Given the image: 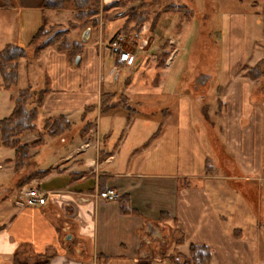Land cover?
<instances>
[{"label":"crops","instance_id":"crops-1","mask_svg":"<svg viewBox=\"0 0 264 264\" xmlns=\"http://www.w3.org/2000/svg\"><path fill=\"white\" fill-rule=\"evenodd\" d=\"M102 1L104 5H110L120 0ZM42 5L43 0H14L13 8L8 9L0 0V52L8 45L18 46L15 40L19 35V20L25 16L24 13H33L34 18H39L42 25L43 16H45ZM159 22L148 36L149 41L153 40L149 45L154 46L157 41L170 40L166 29H159ZM90 39L91 34L83 43L81 53L83 57L78 61L83 64L87 58L93 60V84L87 89L88 94L75 96L73 93H67L75 87L74 71L71 70V76L69 74V66L73 61L71 58L53 49L47 50L44 54L45 75L51 76L60 93L44 89L47 93L40 110L46 114L45 119L56 120L64 117L70 123V127L71 118L77 116L82 121L80 126L82 128L75 134L70 128L66 131L68 132L66 137L41 136L38 143L33 142L32 134L30 138L26 134L23 135L24 137L21 136L19 140H24L22 144L27 145L28 148V159L19 168H15L16 155L14 160L10 156H2L0 159V177L4 175V172L7 176H10L12 172L10 185L15 191V198L11 199L10 189L0 190V264H180V258H184L180 252L181 248L190 245L207 247L211 253L210 264L214 260L216 264H264V247L261 249L263 257L258 260L256 258L258 251L254 246H245L234 237H229L222 229L220 220L223 218L214 199L209 198L202 186L190 184L188 181L191 178L200 181L214 178L216 173L211 165L208 170L207 165L204 164L206 173L198 177L168 173L167 167L170 166H166V173L151 172L153 168L147 166L144 156L155 147L156 138L161 135L164 136L163 138L167 137L172 125L181 123V116L179 112L171 113L166 107L171 105L166 103L164 109L160 111L162 123L160 135L149 137L146 141H140V138L135 135L130 136L135 111L128 95L134 92L137 86L135 82L138 79L124 86L126 77H120L119 74L123 68H127L128 74L131 73L134 78H137L138 69L133 68L131 72L129 64L121 62L119 58L115 62V59L111 57L112 67L108 70L106 77L102 78L99 75V61L94 57V54H102V47L98 43L95 52L87 45ZM154 49L152 51L156 52ZM106 50V53H109L108 49ZM154 52L153 54H157ZM177 52L178 49L170 52L160 75L154 74L156 76L154 80L158 81L157 87L167 86L166 74ZM40 56L41 52L36 59L32 60L37 62ZM259 61L261 59L254 61L252 57L249 60L248 69ZM23 63L28 70L29 62ZM114 64L118 65L121 71L115 73ZM242 69V60L240 57L235 58L228 66L224 89L220 90L217 87V92H222L217 105L219 109L223 108L226 116V149L219 146L212 136H209V141L217 156L220 148L224 149L221 155L248 154L259 156L260 159L264 115L259 109H255L257 113L253 119L254 125L246 131L250 132L247 136H245L244 128L239 125L240 107L244 104L249 105L252 101L256 103L255 106L257 105V101L251 100L248 89L250 82L247 83L242 77ZM245 70L247 71V68ZM108 78L118 84L116 87L120 91H127V95L119 94L125 98L123 104L115 99L105 102L99 113L100 95L110 94L107 91H99V84L103 85ZM216 79L217 74L211 73L202 85L196 86L199 88L197 92L200 93L202 101L211 89L210 82ZM166 95L174 96V92L169 90ZM14 99V96H9L8 102H14ZM51 102L54 104L52 105ZM177 104L181 106L180 101ZM113 106L115 108L111 109ZM233 109L235 110L230 111ZM12 110L10 107L7 109L6 112H9L7 117ZM94 110L95 121H88L90 112ZM52 112H57V116H50ZM4 116H0V120L4 119ZM95 124L97 139L92 134ZM87 125H90L88 131H86L87 128L85 129ZM175 129L180 136L182 131L185 134L187 132L186 124L181 126V131L180 125ZM46 139H49L51 142L48 143H52L53 146L50 152L42 147ZM177 140H174V143H177ZM85 142H89L90 147L81 151L80 148ZM3 149L6 148L0 147V151ZM35 158L37 161H34ZM218 164L217 157L219 167ZM245 166L248 174L257 172L256 167L252 168L254 165L245 164ZM44 171L48 172L22 185L29 175ZM254 180L252 183L258 184L259 175L254 177ZM31 184L36 185L38 191L45 195L46 205L28 206L21 201L20 189ZM260 185L264 189V181H260ZM107 190L117 195L114 201L95 197L98 193ZM120 200L128 203L130 212L122 211ZM171 224H174L176 231L173 247L168 253L165 250L169 246V238L159 228L160 225L169 227ZM149 228L156 230L158 236L149 235ZM153 241L158 243L156 253H154Z\"/></svg>","mask_w":264,"mask_h":264},{"label":"rangeland","instance_id":"rangeland-1","mask_svg":"<svg viewBox=\"0 0 264 264\" xmlns=\"http://www.w3.org/2000/svg\"><path fill=\"white\" fill-rule=\"evenodd\" d=\"M95 3H98V10L97 16L93 18L97 20V25L92 31H89L91 39L87 45L92 47L95 52L98 43L102 47V54H94V57L99 61V75L102 78L106 77L108 70L112 67V58L115 59V62L118 61L117 56L112 54L108 47L113 41H120L123 49L131 53L140 48L149 51L139 55L132 64H129L131 72L133 68L138 69L137 78H134L131 73L128 74L127 68H123L121 71L118 69V65L114 64L115 73L121 71L120 77H126L124 86H128L134 79H138L135 82L137 86L134 88V92L128 95L135 111L134 123L129 135L139 137L140 141H146L149 137L160 135L162 131L160 111L164 109L166 103L171 105L170 107L166 106L171 113L177 114L179 112L178 114L181 116V123L172 125L167 137L163 138L164 136L161 135L156 138L155 147L144 156L147 166L153 168L151 172L166 173V166H170L167 167L169 168L168 173L198 177L206 173L204 164L211 165L216 173L214 178L201 181L191 178L188 181L190 184L195 183L202 186L209 198L214 199L216 206L220 208L219 213L223 218L220 223L225 233L245 246H254L258 251L256 258L261 260L263 257L261 249L264 247V189L261 187L260 181H264V131L261 133L263 146L260 159L259 156L248 154L229 153V156L221 155L224 149L220 148L217 156L213 152L209 136H212L219 146L225 148L226 116L223 108L219 109L217 105L222 93L217 92V87L220 90L223 88L228 75V66L235 58L240 57L242 60V77L246 79L247 83L250 82L248 89L251 100L257 101L256 106V103L254 104L252 101L249 102V105L244 104L240 107L239 125L244 128L245 136L250 133L246 131L254 125L253 119L257 113L256 110L259 109L264 115V0H143L142 3L125 2L106 11L102 7L109 5H104L102 0H96ZM142 4L144 5L142 6ZM166 6H186L188 11L187 13H166L164 12ZM135 13H147L149 18L138 31L130 32L133 24L126 25V23L132 19V15ZM24 14L25 16L19 20V35L15 44L24 48L28 54L26 61H21L18 86L10 89V91L7 90L8 92L2 91L0 88V116L5 115V118L9 113L6 112L7 109L9 107L13 109L14 106L13 102H8V97H16L18 90L31 88L30 99L26 104L27 110L35 108L37 94L40 90L47 89L53 93H60V90L56 88V82L51 79L49 74L45 75L44 54L52 48L41 51L40 60L34 62L31 58V49L27 47L30 36L41 26L40 19L34 18L33 13ZM157 14L160 16L158 18V22L160 20L159 29H166L170 40L157 41L152 46L149 45L148 36L152 33L151 21ZM44 15L48 19L45 29L49 37L59 30L68 29L70 40H81L84 33L83 26L82 23L75 20L71 3L66 4L64 10L61 11L45 10ZM136 36L139 38L136 39ZM155 47L156 49H154ZM105 48L111 54L106 53ZM153 49L156 52L152 51ZM177 49L178 52L174 54L175 59L170 63V70L166 74L167 86L165 88L164 86L163 88L162 86L157 87L158 81L154 80L156 77L154 74L160 75L161 69L157 68L155 55L163 52V50H169L172 53ZM153 52L157 54H153ZM154 56L155 60H151L150 57ZM82 57L83 54H79L69 66L70 76L71 70L74 71L75 87L74 90H69L67 93H73L75 96L88 94L87 89L93 84V60L87 58L83 64H80L78 61ZM252 57L254 61L261 59L258 62H261L259 76L251 77L247 73L258 64L248 69L249 60ZM23 62H29L28 70L24 67ZM243 71L245 72L243 73ZM211 73L217 74V79L210 82L211 89L205 100L202 101L200 93L197 92L199 88L196 86L202 85L206 78L201 82H197V79L202 75L210 76ZM114 82L108 78L103 85L99 84V91H107L110 92V94L107 93L108 95H114L105 99L104 102L101 101L103 94L100 95L99 113L101 106H104V103L110 99H115L122 104L125 102L123 95L119 94L122 93L126 96L127 91H120L116 87L118 84ZM169 90L174 92V96L168 97L166 95ZM244 96H246V92H244ZM176 100L180 101V107L177 104L179 101ZM51 104L53 105L54 102ZM40 109L34 123V131L25 133L29 138L32 134V140L35 143L41 140V136H47L51 132L48 127L45 128L46 121L49 122V125L54 121L53 119H45L46 114ZM218 111L221 113L220 115ZM56 113L52 112L50 116H57ZM95 114V110L90 112L88 121H95ZM185 124L186 134L182 131L181 136L178 135V130L175 127L180 125L181 131V126ZM81 125L82 121L74 116L71 118V127L59 132L58 136H68L66 131L70 128L75 134L82 128ZM88 127L90 125L85 127V129L87 128L86 131L89 130ZM96 127L95 124L92 133L94 138L97 137ZM23 135L22 137H24ZM46 140L42 147L45 151L50 152L53 146L52 143H48L51 142L49 139ZM174 140H177V143H174ZM23 141L19 140L21 145H24L22 144ZM127 141H130L129 136ZM2 156H10L12 160L15 158L14 151L7 149L0 151V159ZM217 157L219 167L217 166ZM205 160L208 162L206 163ZM34 161L37 159L35 158ZM245 164L254 165L252 168L256 167L257 172L248 174ZM257 175H259V183H252ZM10 176L4 172V175L0 177V190L10 189L9 197L12 199L15 198V191L10 185ZM181 182L184 181L181 180ZM160 226L159 229L164 231L169 238V246L165 250L169 253L173 247L175 226L174 224L169 225V227ZM154 245V253H156L158 252V243L154 242ZM160 249L159 251H161ZM180 252L184 255V258H180L179 261L182 263L188 258V247H182ZM211 264H216V261L214 260Z\"/></svg>","mask_w":264,"mask_h":264},{"label":"trees","instance_id":"trees-1","mask_svg":"<svg viewBox=\"0 0 264 264\" xmlns=\"http://www.w3.org/2000/svg\"><path fill=\"white\" fill-rule=\"evenodd\" d=\"M1 1L5 8L9 9L14 6V0ZM95 1L96 0H43L42 8L43 11H61L64 10L66 4L71 3L74 9V18L77 22L82 23L83 31L87 29L92 31L97 25V20L93 18L97 16L96 13L98 10V3H95ZM142 1L143 0H123L102 8L106 11L109 8L111 9L125 2L142 3ZM143 5L144 4H142V6ZM187 11L186 6H166L164 9V12L166 13H187ZM159 17L158 14L153 17V20L151 21L152 28L155 27ZM148 18L149 16L147 13H135L132 15V19L127 21L126 25L132 23L133 26L131 27L130 32L138 31L143 24L147 22ZM46 24L47 18L43 16L42 25L28 42L27 47L31 49L32 59H36L40 52L47 48H52L57 53L67 55L71 60L82 53L83 43L81 41L70 40L68 37V29L59 30L49 37L48 32L45 29ZM170 52L171 51L169 50H163V52L156 57L155 61L158 69L164 67ZM27 54L28 53L24 48L15 45H8L0 52V88L2 90H10L18 86L21 61L27 58ZM260 63L247 72L249 76L255 77L260 75ZM30 92V87L18 90V94L13 102L14 106L11 114L7 118L0 120V147L14 150L16 155L15 168L22 166L28 159V148L26 145H21L18 139L23 134L34 131V123L37 119L38 109L42 106L43 99L47 93L46 90L39 91L35 102V108L27 110L26 104L30 99ZM113 96V94H103L101 95V101L103 100L104 102L105 99H109ZM114 108V106L111 107V109ZM45 125V128L48 127L51 130L49 135L52 137L58 136L59 132L70 127V123L64 117H59L54 120L51 125L46 121ZM206 168L210 170L209 165H207ZM47 172L48 171L37 172L29 175L22 185L29 183L34 178L45 175ZM120 201L122 211L124 213L130 212L128 203L123 200ZM188 252L189 256L187 260L180 264H209L211 253L207 247L190 245L188 247Z\"/></svg>","mask_w":264,"mask_h":264},{"label":"built area","instance_id":"built-area-1","mask_svg":"<svg viewBox=\"0 0 264 264\" xmlns=\"http://www.w3.org/2000/svg\"><path fill=\"white\" fill-rule=\"evenodd\" d=\"M142 33V32H141ZM121 39V37H119ZM139 36H136V39H138ZM137 41V40H136ZM135 41V42H136ZM153 42L151 39L149 41ZM135 44V43H134ZM109 50L112 52V54L116 55L119 60L125 64H132L133 61L136 60V58L141 54H146L149 51H146L144 48H140L138 51H135L133 53L126 51L122 47V43L120 41H113L111 44H109ZM151 60H155V57H150ZM90 147L89 142H85L81 146V151H85ZM19 196L21 198V201L25 203L28 206H44L46 205L45 201V195L38 191V188L36 185L31 184L28 186H24L20 189ZM98 199L106 200V201H114L117 198V195L111 191L107 190L105 192H100L96 196Z\"/></svg>","mask_w":264,"mask_h":264},{"label":"flooded vegetation","instance_id":"flooded-vegetation-1","mask_svg":"<svg viewBox=\"0 0 264 264\" xmlns=\"http://www.w3.org/2000/svg\"><path fill=\"white\" fill-rule=\"evenodd\" d=\"M207 76H200V78H198L197 79V82H201L203 79H205ZM264 92V91H263ZM148 233H149V235H154V236H158V234H157V232H156V230H154V229H152V228H149L148 229Z\"/></svg>","mask_w":264,"mask_h":264},{"label":"water","instance_id":"water-1","mask_svg":"<svg viewBox=\"0 0 264 264\" xmlns=\"http://www.w3.org/2000/svg\"><path fill=\"white\" fill-rule=\"evenodd\" d=\"M89 31H90L89 29H87V30L84 31L83 36H82V38L80 40L82 43H85L88 40V38H89Z\"/></svg>","mask_w":264,"mask_h":264}]
</instances>
